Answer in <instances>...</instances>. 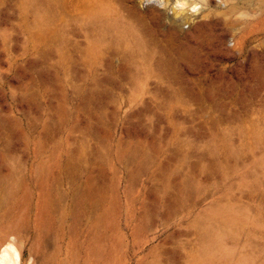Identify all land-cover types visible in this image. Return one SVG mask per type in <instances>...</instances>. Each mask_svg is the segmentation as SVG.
Instances as JSON below:
<instances>
[{
    "label": "rangeland",
    "instance_id": "rangeland-1",
    "mask_svg": "<svg viewBox=\"0 0 264 264\" xmlns=\"http://www.w3.org/2000/svg\"><path fill=\"white\" fill-rule=\"evenodd\" d=\"M9 243L14 264H264V0H0Z\"/></svg>",
    "mask_w": 264,
    "mask_h": 264
},
{
    "label": "bare ground",
    "instance_id": "bare-ground-1",
    "mask_svg": "<svg viewBox=\"0 0 264 264\" xmlns=\"http://www.w3.org/2000/svg\"><path fill=\"white\" fill-rule=\"evenodd\" d=\"M16 255L17 254H16L14 247L9 243L3 250L1 260H0V264H14V262L12 260V256H15L17 259L18 257Z\"/></svg>",
    "mask_w": 264,
    "mask_h": 264
}]
</instances>
